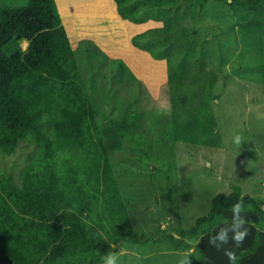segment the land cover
<instances>
[{"label":"trees","instance_id":"obj_1","mask_svg":"<svg viewBox=\"0 0 264 264\" xmlns=\"http://www.w3.org/2000/svg\"><path fill=\"white\" fill-rule=\"evenodd\" d=\"M2 1L0 156L12 155L20 142L30 139L36 149L17 181L0 172V264H103L102 257L122 245L163 241L174 251H189L196 242L191 264H229L223 249L208 239L231 223V206L238 200L245 205L241 215L249 235L236 249L237 264H264V201L236 184L228 194L216 193L208 212L176 234L134 227L99 126V103L87 91L56 1L27 0L22 6ZM207 1H199L200 11ZM216 1L239 10L264 7V0ZM108 2L132 51L128 67L120 61L117 69L122 73L129 68L148 106L140 112L130 107L111 119L116 134L130 143L142 167L148 161L155 164L158 153L152 150L154 140L140 132H159L171 144L216 146L211 109L216 96L208 84L185 86L186 71L175 66L162 40L153 39L171 32L167 11L176 0ZM258 26L264 50V18ZM22 40L28 42L25 50ZM258 66L264 69V59ZM180 91L193 110L164 113L160 102L167 97L177 106ZM224 247H232L231 241Z\"/></svg>","mask_w":264,"mask_h":264},{"label":"rangeland","instance_id":"obj_2","mask_svg":"<svg viewBox=\"0 0 264 264\" xmlns=\"http://www.w3.org/2000/svg\"><path fill=\"white\" fill-rule=\"evenodd\" d=\"M26 1L2 3L22 6ZM55 1L87 91L99 103V126L135 228L176 234L208 212L216 193L228 194L235 184L264 201V69L258 66L264 59L258 26L264 7L239 10L216 0L207 1L201 11L200 0H176L170 7L171 32L153 39L162 40L175 66L186 71L185 86L208 84L216 96L211 109L218 145L171 144L159 132H140L154 140L152 150L158 153L155 164L148 161L142 167L130 143L110 124L130 107L134 112L148 108L129 68L122 73L117 69L120 61L128 67L132 55L120 19L105 0ZM27 46L22 40V50ZM177 101V106L167 97L160 102L164 113H189L194 108L184 92ZM236 134L242 137L239 145L234 143ZM35 149L31 139L20 142L15 153L0 156V172L17 181ZM187 252L174 251L163 241L125 244L116 254L117 264H177Z\"/></svg>","mask_w":264,"mask_h":264},{"label":"clouds","instance_id":"obj_3","mask_svg":"<svg viewBox=\"0 0 264 264\" xmlns=\"http://www.w3.org/2000/svg\"><path fill=\"white\" fill-rule=\"evenodd\" d=\"M242 137L239 134L234 136V143L239 145ZM245 205L242 200H238L231 206L232 219L231 223L225 222V226L219 227L214 235L209 236L208 243L217 250L223 249L224 255L227 257L229 264H237L240 257L236 254V249H239L244 240L249 235V229L246 227L247 221L243 215ZM231 233V236L229 235ZM232 243V247L226 248L225 245ZM195 249H190L177 262V264H191L190 257ZM103 264H117L118 256L116 253L108 252L106 256L102 257Z\"/></svg>","mask_w":264,"mask_h":264},{"label":"crops","instance_id":"obj_4","mask_svg":"<svg viewBox=\"0 0 264 264\" xmlns=\"http://www.w3.org/2000/svg\"><path fill=\"white\" fill-rule=\"evenodd\" d=\"M105 2H107L108 3V5H109V2H108V0H105ZM59 4V3H58ZM109 7H110V9L112 10V8H111V6L109 5ZM74 8V7H73ZM113 11V10H112ZM114 12V11H113ZM114 14L117 16V14L114 12ZM118 17V16H117Z\"/></svg>","mask_w":264,"mask_h":264}]
</instances>
